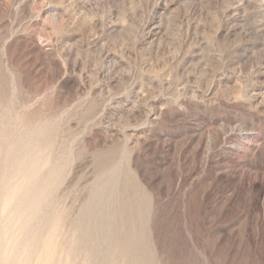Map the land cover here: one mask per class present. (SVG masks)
<instances>
[{
	"label": "rangeland",
	"instance_id": "obj_1",
	"mask_svg": "<svg viewBox=\"0 0 264 264\" xmlns=\"http://www.w3.org/2000/svg\"><path fill=\"white\" fill-rule=\"evenodd\" d=\"M0 189V264H264V0H0Z\"/></svg>",
	"mask_w": 264,
	"mask_h": 264
},
{
	"label": "bare ground",
	"instance_id": "obj_2",
	"mask_svg": "<svg viewBox=\"0 0 264 264\" xmlns=\"http://www.w3.org/2000/svg\"><path fill=\"white\" fill-rule=\"evenodd\" d=\"M19 155H20V154H19ZM24 156H25V155H24ZM18 157H19V156H18ZM21 157H22V156H20V159L18 158V160L21 161V159H23V158H21ZM25 158H26V157H25ZM18 160H16V161H18ZM20 161H18V162H20ZM24 161H25V160H24ZM18 162H16V164H17ZM32 165H33V164H32ZM11 166H13V165H11ZM18 166H19V164H18ZM9 167H10V166H9ZM10 168H11V167H10ZM16 168H17V167H16ZM18 168H19V167H18ZM23 168H24V167H23ZM35 168H36V166H35ZM34 170H35V169H34ZM24 171H25V170H24ZM24 171H23V173H24ZM32 171H33V170H32ZM25 172H26V171H25ZM30 172H31V171H30ZM18 174H19V173H18ZM25 174H26V173H25ZM32 174H34V173H32ZM8 175H9V174H8ZM19 175H20V174H19ZM23 175H24V174H23ZM23 175H22V176H23ZM28 175H29V174H28ZM30 175H31V174H30ZM36 175H37V174H36ZM33 176H34V175H33ZM24 177H25V176H24ZM5 178H6V177H5ZM5 178H4V179H5ZM32 178H33V177H32ZM12 179H13V178H12ZM19 179H20V178H19ZM19 179H18V181H19ZM13 180H15V179H13ZM22 180H25V178L22 179ZM27 180H28V179H27ZM27 180H26V182H30V181H27ZM29 180H30V178H29ZM33 180H34V179H33ZM33 180H32V181H33ZM7 181H8V180H7ZM22 182H23V181H22ZM9 183H10V182H9ZM23 183H24V182H23ZM3 184H4V183H3ZM5 184H6V183H5ZM14 184H15V183H14ZM12 185H13V184H12ZM20 185H22V184H20ZM20 185H18V186H20ZM10 186H11V185H10ZM24 186H25V185H24ZM8 187H9V186H8ZM26 187H27V186H26ZM2 188L4 189V187H2ZM13 188H14V187H13ZM16 188H17V187H16ZM0 190H1V189H0ZM8 190H9V189H8ZM19 190H20V189H19ZM1 191H2V190H1ZM17 191H18V190H17ZM6 192H7V191H6ZM6 192H5V193H6ZM19 193H20V191H19ZM19 193H18V195H19ZM22 193H24V192H22ZM22 193H21L20 195H22ZM0 194H2V193H0ZM10 194H11V193H10ZM12 194H13V196H14V193H12ZM31 194H33V193H31ZM31 194H30V195H31ZM4 195H5V194H4ZM16 195H17V194H16ZM18 195H17V196H18ZM20 195H19V196H20ZM23 195H24V194H23ZM23 195H22V196H23ZM13 196H11V198L9 197L8 199H7V197H6V199H7L8 201H9V199H10V201L12 200L11 202H13V201H14L13 198H12ZM0 197H1V196H0ZM3 198H5V197H3ZM3 198H2V199H3ZM19 198H20V197H19ZM14 199H15V198H14ZM17 199H18V198H17ZM20 199H22V198H20ZM0 200H1V199H0ZM8 201H5V202L8 203ZM10 201H9V202H10ZM22 201H23V200H22ZM22 201H21V202H22ZM26 201H27V200H26ZM11 202H10V203H11ZM14 202H15V201H14ZM16 202H17V201H16ZM6 203H5V204H6ZM10 203H8V204H9V206L12 207V205H11ZM26 203H27V202H26ZM28 203H29V202H28ZM37 203H38V202H37ZM0 204H1V202H0ZM3 204H4V201H3ZM5 204H4V205H5ZM8 204H7V205H8ZM34 204H35V203H34ZM4 205H3V206H4ZM16 205H17V203H16ZM23 205H25V204H23ZM18 206H19V205H18ZM31 206H32V205H31ZM35 206H36V205H35ZM41 206H42V205H41ZM33 207H34V206H33ZM33 207H32V209H33ZM38 207H39V206H38ZM4 208H7V206L5 205ZM24 208H27V207H24ZM28 208H29V207H28ZM41 208H42V207H41ZM41 208H40V209H41ZM10 209H11V208H10ZM19 209H22V204H21V208H18V210H19ZM32 209H31V210H32ZM4 210H5V209H4ZM4 210L2 211L3 213H4ZM7 210H9V209H7ZM7 210H6V211H7ZM22 210H23V209H22ZM16 211H17V210H16ZM32 211H34V209H33ZM19 212H20V211H19ZM23 212H24V211H23ZM41 212H42V211H41ZM12 213H14V212H12ZM26 213H27V212H26ZM33 213H34V212H33ZM1 214H2V213H1ZM20 214H21V213H20ZM22 214H24V213H22ZM28 214H29V213H28ZM8 215H9V214H8ZM10 215H11V213H10ZM18 215H19V214H18ZM26 215H27V214H26ZM26 215H25V216H26ZM25 216H24V217H25ZM36 216H37V215H36ZM7 217H8V216H7ZM11 217H12V216H11ZM11 217H10V218H11ZM14 217H15V216H14ZM21 217H22V216H21ZM31 217H32V216H31ZM26 218H27V216H26ZM53 218H54V217H53ZM111 218H113V217H111ZM14 219H15V218H14ZM17 219H18V218H17ZM20 219H21V218H20ZM22 219H23V218H22ZM33 219H34V218H33ZM55 219H56V218H55ZM113 219H114V218H113ZM111 220H112V219H111ZM7 221H9V220H7ZM17 221H18V220H17ZM30 221H31V220H30ZM41 221H42V220H41ZM1 222H2V221H1ZM1 222H0V223H1ZM10 222H11V221H10ZM12 222H14V220H12ZM20 222H21V220L19 221V223H20ZM33 222H34V221H33ZM52 222H53V221H52ZM111 222H112V221H111ZM2 223H3V222H2ZM5 223H6V222H5ZM5 223H4V225H5ZM14 223H15V222H14ZM16 223H17V222H16ZM21 223H22V222H21ZM26 223H27V222H26ZM12 224H13V223H12ZM23 224H24V223H23ZM6 225H8V224H6ZM15 225H16V224H15ZM17 225H19V224H17ZM25 225H26V224H25ZM59 225H60V224H59V219H58V220H55V222H54L53 232H57V231H58V228H60ZM2 226H3V225H2ZM9 226H12L11 223H10ZM112 226H113V225H112ZM0 227H1V226H0ZM6 227L9 229L8 226H5V228H4V227H3V228L6 229ZM19 227H20V226H19ZM21 227H23V226H21ZM21 227H20V229H21ZM28 227H29V226H28ZM3 228H2V229H3ZM30 228H31V227H30ZM15 229H16V227H15ZM26 229H28V228H26ZM0 230H1V228H0ZM10 230H11V229H10ZM13 230H14V229H13ZM16 230H18V226H17V229H16ZM8 231H9V230H8ZM14 231H15V230H14ZM30 231H31V229H30ZM0 232H2V231H0ZM16 232H18V231H16ZM25 232H26V230H25ZM6 233H8V232H6ZM6 233H5V234H6ZM12 233H13V232H11L9 235H11ZM14 233H15V232H14ZM14 233H13V236H14ZM5 234H4V236H5ZM6 235H7V234H6ZM9 235H7V236H9ZM15 235H16V234H15ZM18 235H19V234H18ZM0 236H1V234H0ZM52 236H53V235H52ZM16 237H17V236H16ZM45 237H46V236H45ZM49 238H50V237H48L47 240H48ZM11 239H12V238H11ZM13 239H14V238H13ZM13 239H12V240H13ZM47 240H46V241H47ZM5 241H6V240H5ZM10 242H11V241H10ZM52 242H53V241H52ZM0 243H1V242H0ZM43 243H44V242H43ZM8 245H10V244H8ZM15 245H16V244H15ZM47 245H49V244H46V246H47ZM54 245H55V244H54ZM57 245H58V244H57ZM13 246H14V245H13ZM44 246H45V245H44ZM0 247H1V246H0ZM7 247H8V246H7ZM16 247H17V246H16ZM26 249H27V248H26ZM47 249H48V248H47ZM51 249H52V248H51ZM51 249H50V248L48 249L49 251H48L47 255L44 257L45 260L42 259V261H41L40 264H49V260L51 259V255H52V250H51ZM53 249H54V248H53ZM56 249H57V248H56ZM27 250H28V249H27ZM39 251H40V250H39ZM45 251H46V250H45ZM14 252H15V251H14ZM0 253H2V252H0ZM10 253H11V251H10ZM19 253H20V252H19ZM12 254H13V253H12ZM25 254H26V252H25ZM28 254H29V253H28ZM36 254H37V253H36ZM7 256H8V255H7ZM16 256H17V255H16ZM43 256H44V254H43ZM3 257H4V256H3ZM26 257H27V256H26ZM33 257H35V256H33ZM8 258H9V256H8ZM13 258H15V257H13ZM41 258H42V257H41ZM39 259H40V258H39ZM36 260H37V259H36ZM8 261H9V260H8ZM12 261H13V260H12ZM16 261H17V260H16ZM29 262H30V261H29ZM0 263H1V260H0ZM9 263H10V261H9ZM13 263H14V262H13ZM22 263H23V262H22ZM15 264H16V263H15ZM32 264H33V263H32Z\"/></svg>",
	"mask_w": 264,
	"mask_h": 264
}]
</instances>
